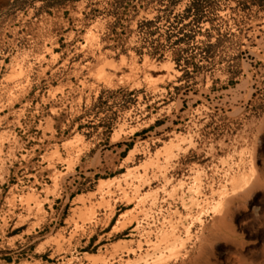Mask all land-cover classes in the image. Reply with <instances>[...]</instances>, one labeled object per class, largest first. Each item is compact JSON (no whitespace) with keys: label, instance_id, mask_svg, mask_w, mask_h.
Masks as SVG:
<instances>
[{"label":"rangeland","instance_id":"obj_1","mask_svg":"<svg viewBox=\"0 0 264 264\" xmlns=\"http://www.w3.org/2000/svg\"><path fill=\"white\" fill-rule=\"evenodd\" d=\"M202 252L264 264V0H0V264Z\"/></svg>","mask_w":264,"mask_h":264},{"label":"bare ground","instance_id":"obj_2","mask_svg":"<svg viewBox=\"0 0 264 264\" xmlns=\"http://www.w3.org/2000/svg\"><path fill=\"white\" fill-rule=\"evenodd\" d=\"M20 67V66H19ZM18 69V68H17ZM21 69V68H20ZM17 71V70H16ZM22 71V70H21ZM23 73V72H22ZM20 77V76H19ZM21 78V77H20ZM18 80V79H17ZM16 81V80H15ZM18 82V81H17ZM16 83V82H15ZM12 85H14V84H12ZM18 85H19V83H18ZM15 86V85H14ZM17 86V85H16ZM20 86V85H19ZM18 88V87H17ZM20 88V87H19ZM9 89V88H8ZM16 89V88H15ZM20 90H21V88H20ZM19 90V91H20ZM18 91V92H19ZM11 94V93H10ZM9 93H8V97H9V95H10ZM14 95V94H13ZM18 95H19V93H18ZM10 96H12V95H10ZM13 97V96H12ZM17 96H15V98H16ZM19 97V96H18ZM14 98V99H15ZM10 99V98H9ZM18 99V98H17ZM16 100V99H15ZM14 100V101H15ZM13 101V100H12ZM9 103V102H8ZM14 103V102H13ZM11 105H12V103H11ZM249 186H250V184H249ZM249 188V187H248ZM238 194V193H237ZM228 196V195H227ZM226 197V196H225ZM236 199H240V197H238V198H236ZM236 199L235 198H230L229 200H228V203H229V206L226 208V211L223 213V215L220 217V219L221 220H224L225 218H226V215L229 213V210H230V208L234 205V203H235V201H236ZM223 202V201H222ZM225 202V201H224ZM238 205V204H237ZM237 207V206H236ZM221 208H223V207H221ZM221 208L219 209V211L221 210ZM233 208V207H232ZM221 212H222V210H221ZM218 213V212H217ZM146 230V229H145ZM141 231V230H140ZM137 232V231H136ZM134 233V232H133ZM212 234V233H211ZM146 237V236H145ZM145 239V238H144ZM139 241V240H138ZM141 241V240H140ZM144 244V243H143ZM206 246V245H205ZM204 247V246H203ZM249 256H251V255H249ZM235 257H237L236 255H235ZM235 260H236V258H234ZM194 264H216L215 262H214V260H211L210 259V257H208L207 255H206V253L204 254L203 252L201 253V254H199V256L196 258V260L194 261Z\"/></svg>","mask_w":264,"mask_h":264},{"label":"trees","instance_id":"obj_3","mask_svg":"<svg viewBox=\"0 0 264 264\" xmlns=\"http://www.w3.org/2000/svg\"><path fill=\"white\" fill-rule=\"evenodd\" d=\"M63 1H66V0H63ZM169 3H171V5H174L176 3V0H169ZM194 5H195L194 1H192L185 9L187 11H189L191 9H194ZM203 7H204L203 5H198V6H196V10L198 12H200V11H202ZM197 21H198V19H197ZM149 22L150 21H146L145 23H149ZM183 26H184V24H182V26H179L178 30L180 31L183 28ZM150 55H152V53H150ZM174 60H175L176 63H179L178 59H174Z\"/></svg>","mask_w":264,"mask_h":264},{"label":"water","instance_id":"obj_4","mask_svg":"<svg viewBox=\"0 0 264 264\" xmlns=\"http://www.w3.org/2000/svg\"><path fill=\"white\" fill-rule=\"evenodd\" d=\"M7 0H2V4H5Z\"/></svg>","mask_w":264,"mask_h":264}]
</instances>
